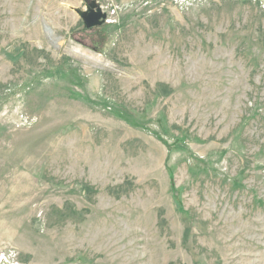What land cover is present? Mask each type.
<instances>
[{"label":"rangeland","instance_id":"374dc122","mask_svg":"<svg viewBox=\"0 0 264 264\" xmlns=\"http://www.w3.org/2000/svg\"><path fill=\"white\" fill-rule=\"evenodd\" d=\"M96 1L0 0V264H264V0Z\"/></svg>","mask_w":264,"mask_h":264},{"label":"water","instance_id":"95a60500","mask_svg":"<svg viewBox=\"0 0 264 264\" xmlns=\"http://www.w3.org/2000/svg\"><path fill=\"white\" fill-rule=\"evenodd\" d=\"M85 9H76L75 11L82 18L84 25L87 28L100 26L107 20V12H105L101 5L96 0H84Z\"/></svg>","mask_w":264,"mask_h":264},{"label":"built area","instance_id":"2783aa9c","mask_svg":"<svg viewBox=\"0 0 264 264\" xmlns=\"http://www.w3.org/2000/svg\"><path fill=\"white\" fill-rule=\"evenodd\" d=\"M0 261H4V259L3 258H0ZM10 264H18V263L17 262H12Z\"/></svg>","mask_w":264,"mask_h":264},{"label":"bare ground","instance_id":"6f19581e","mask_svg":"<svg viewBox=\"0 0 264 264\" xmlns=\"http://www.w3.org/2000/svg\"><path fill=\"white\" fill-rule=\"evenodd\" d=\"M166 66V65H165ZM172 72V71H171Z\"/></svg>","mask_w":264,"mask_h":264}]
</instances>
